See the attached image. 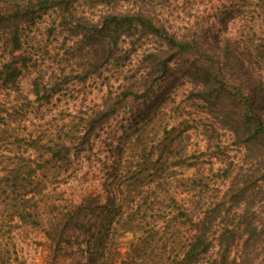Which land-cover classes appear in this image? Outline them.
Segmentation results:
<instances>
[{
  "label": "trees",
  "instance_id": "obj_1",
  "mask_svg": "<svg viewBox=\"0 0 264 264\" xmlns=\"http://www.w3.org/2000/svg\"><path fill=\"white\" fill-rule=\"evenodd\" d=\"M124 1L0 0V144L26 145L23 157L0 167V196L10 191L24 200L11 206V218L43 232L46 264H264V25L238 38L222 34L224 13L177 27L147 7L124 9ZM46 17L48 38L64 37L56 69L42 67L26 46ZM139 52L138 72L100 103L77 101V109L52 113L61 96ZM177 87L203 109V136L220 161L224 192L219 185L212 199L181 197L171 186L157 197L169 213L151 214L142 210L151 186L136 182L124 185L127 192L111 182L103 193L64 199L59 184L75 159L95 150L109 121L127 106L137 124L154 118ZM227 133L243 161L228 162L220 140ZM129 234L135 241L124 252L120 240Z\"/></svg>",
  "mask_w": 264,
  "mask_h": 264
},
{
  "label": "rangeland",
  "instance_id": "obj_2",
  "mask_svg": "<svg viewBox=\"0 0 264 264\" xmlns=\"http://www.w3.org/2000/svg\"><path fill=\"white\" fill-rule=\"evenodd\" d=\"M122 5L124 9L147 7L162 21L177 27H182L183 22H196L208 13L220 19L224 13L228 17L226 24L229 29L222 34L238 38L251 36L253 25H264V0H125ZM50 22V18L46 17L37 27H33L28 32L26 46L29 52L36 54L42 67L56 69L61 65L59 60L63 54L64 37L48 38L46 31ZM141 53L131 55L125 62L122 61L121 66L105 72L102 77L95 76L86 84L78 85L71 90L72 94L61 96L60 100L55 101L52 113L61 109H77V101H86L91 105L100 103L110 87L116 89L123 84L124 78L128 79L138 72L140 65L137 60ZM24 88L26 91L29 88L27 79L24 80ZM186 95L187 89L181 87L170 90L167 106L164 105L152 117L153 120L150 118L137 124L131 118V106H127L124 114L109 121L99 132L95 150L85 158L75 159L71 177L59 184L60 191H64V199L69 201L84 192L103 193L102 185L111 182L116 189L127 192L124 185L136 182L151 186L152 190L145 195L148 202L143 204L142 209L151 214V210L168 211L164 207L167 204L158 201L157 197L165 195L171 186L178 189L181 197H188L186 193H190L191 196L212 199L219 195V185H224L219 193L224 192L226 183L217 173L220 161L208 149L203 136V109L187 100ZM172 127L176 130L166 133V129L170 131ZM220 140L228 162L244 160L243 149L229 133L223 134ZM25 146L24 142L14 146L0 144V167L8 161H15L17 157H23L18 151H23ZM37 181L38 177L33 178L29 189L35 191ZM193 182L198 184V190H193ZM131 194H138V190H133ZM32 196L23 198L27 200ZM21 197L10 194V191L0 196V264H46L48 251L43 232L24 226L10 216L15 210L11 206L23 203ZM120 241L123 251L128 252L135 237L129 234Z\"/></svg>",
  "mask_w": 264,
  "mask_h": 264
}]
</instances>
